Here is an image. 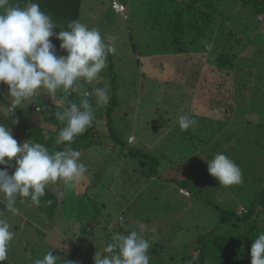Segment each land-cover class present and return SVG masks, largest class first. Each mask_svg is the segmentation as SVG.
<instances>
[{
    "label": "rangeland",
    "instance_id": "1",
    "mask_svg": "<svg viewBox=\"0 0 264 264\" xmlns=\"http://www.w3.org/2000/svg\"><path fill=\"white\" fill-rule=\"evenodd\" d=\"M114 1L122 2L126 6V12L122 14L114 11L112 7ZM163 2L165 1L83 0L78 20L89 28L99 29L105 42H108L107 37L116 38V50L111 55L113 56L112 69L117 76L116 95L121 100V106L115 112L117 129L127 147L141 148L144 151L153 152L154 155L163 154L159 176L151 174L149 166H143L138 159L132 158L126 151H118V148L113 152L110 148L103 146L85 150L80 153L79 159L86 166L87 172L80 181L68 186L58 180L46 186L58 199L53 216L50 217L43 210L41 206L45 205V202L41 199L39 205H36L31 202L30 198H18L16 207L20 209L19 215H12L7 212L4 205L0 204V210L4 212L11 225V231L15 234L11 243L18 247V251L11 253L13 259L7 257L4 264H32L34 258H42L45 251L50 249L53 252H58L59 248L71 250L82 247L84 252L85 245L80 247L78 243L75 244L78 237L83 234L82 229L86 230V236L82 238V241L91 244L93 256L96 252L104 255L103 249L107 243L111 242V237L114 234L123 232L126 235L127 230L136 228L138 231V227L142 236L143 232L145 235L151 234L152 240L160 241L165 246L164 251L161 252L163 261L161 260L162 262H157V264H178L180 253H182L179 250L188 244L187 252L197 255L198 250L194 248L195 240L202 234L212 232L220 222L219 208L214 205L221 209L229 208L244 212L245 206L241 203L251 201L254 194L260 196L261 190H257L255 186L260 189V182H263L264 179V131L257 125L248 126L247 122L243 126L234 125V130L241 134L245 133L243 134L244 141L248 143L249 149H252L251 155L245 157L242 152L238 153L234 148H230L226 154L238 166L244 162L245 165L243 164L240 169L246 185L242 182L226 187L220 185L218 180L209 174L206 162L209 159L206 158L203 150L210 148V144L206 147L202 145L193 152V161H197L196 165L191 162L190 155L184 161H177L176 156H180L178 152L191 151V144L169 140L168 135L173 129L169 126V119L176 117L179 111H183L182 115L192 114V117L196 115L197 120L202 118V111L207 110L204 107L206 95L203 90L199 89V86L203 82L206 71L205 63L210 62L214 54L217 53L215 50H210L207 53L187 50L188 52L184 53L162 55L160 52H167L173 48L171 42L167 40V31H162L157 27L160 20H155L161 19L156 13L164 8ZM173 3L176 6L178 1ZM241 12L255 19V16H252L251 11L247 8L242 9ZM256 18L262 21L264 16L260 15ZM54 23L57 26L54 33L66 30L65 25ZM259 28L264 33V24L261 23L257 29L260 30ZM50 40L55 46L57 56L66 55L65 51L59 47L61 41L57 40L55 35L50 37ZM258 42V40L253 41L256 48ZM262 50L264 51L263 46ZM259 54H262V51L258 49L242 54L243 65H249L250 59L248 58L255 60ZM256 66L258 67V64ZM258 69L259 71L256 70L254 75L255 77L260 75L264 82V60ZM104 72H106V68L91 84L81 81L80 92L89 91L90 85L93 86V89L107 86L108 98L111 97L114 94V82L112 77L105 75ZM251 75H244V77L251 80ZM177 78L180 79L182 86L177 87V83H175ZM221 82L222 88L223 86L225 88L218 91L221 96L216 97V99L220 98L216 102L220 108L224 107L226 103L224 97L226 96H233L235 104L239 101H244L242 103L244 104L245 100L250 99L251 93L248 90L241 91L233 86L234 89L230 95L226 92L227 87H230V82L225 78ZM1 83L0 104L9 107L8 86L4 83L1 85ZM58 92L53 98L50 97L53 105L66 107L69 102L68 95ZM42 96H45L44 93L38 92L31 101H25L20 107L4 109V113L0 112V123L10 128L11 134L18 144L27 140L35 142L27 135L31 127H42L54 131L62 125L54 118L55 110H53V114L43 112V108L48 106V101H44L45 99L42 101L41 99L44 98ZM34 104L36 109L33 111ZM245 107L242 108L245 109ZM207 112L214 119L217 117L216 114L221 115L217 109L207 110ZM237 117L253 121L259 119L257 112L246 110L244 115H241L239 109ZM232 132L228 134V138H231V142L236 145L237 142L240 143V139L238 140L240 135L237 137ZM131 135L135 137V142L129 144L128 138ZM256 137H259L260 141L257 142ZM220 138L218 142H221ZM224 143L227 142L224 141ZM239 143L238 146L241 149L244 148V143ZM47 148L50 151L58 150L55 142L54 147ZM216 151L212 155L219 154ZM198 155L203 161L196 159ZM11 164L13 166L7 168L9 174L15 170V158ZM5 167L0 165V168ZM197 173L203 180L206 179V182L200 183V187L204 190V192L202 190L200 199L205 200L203 196L207 191L208 196L212 198L213 205L195 201L189 196L191 195L189 192L180 190L178 179L190 175L195 176ZM173 177L176 179L168 181ZM237 187H240L239 191ZM251 187L254 190H251ZM82 192L85 195V200H87V196L92 199L93 208L97 209L96 218L102 221L93 229L88 221L95 214V209L92 214L86 210L81 215L79 201L74 200L75 196ZM239 197L242 199H238ZM129 210L131 214L127 213V218L129 216L130 220L133 219L123 229L122 223L126 219L124 212ZM152 233L157 236H152ZM34 244L42 248L32 252L31 248ZM159 247L161 248L160 245ZM62 257L64 256L62 255ZM73 262L75 263L74 260ZM88 262L94 264L93 261L88 260ZM150 264H155V262Z\"/></svg>",
    "mask_w": 264,
    "mask_h": 264
},
{
    "label": "trees",
    "instance_id": "2",
    "mask_svg": "<svg viewBox=\"0 0 264 264\" xmlns=\"http://www.w3.org/2000/svg\"><path fill=\"white\" fill-rule=\"evenodd\" d=\"M164 1V8H162V11L159 13H156V15L159 14L161 19L155 20H160L157 23V27L162 31H167V40L171 42L173 48L169 49L170 51L167 52H160L162 55L176 54L178 52L184 53L188 52L187 50H195L196 52L203 51L204 53H207L210 50H215L217 53L214 54V57L210 62L205 63L206 71L199 89L203 90L206 95L204 107L209 111L217 109L220 111L221 115L216 114L215 116L217 117L214 119L211 118L208 115L207 110H205L201 113L202 118L197 120L196 115L192 117V114H190V117L195 123L185 131H182L178 124V117L182 115L183 111H179L176 117L169 119V126L173 127L168 135L169 140H174L182 144H191V151L186 150L178 152L180 153V156H176L177 161H184V159L190 155L189 158L191 162L196 165L195 163H197V161H193V152L200 146L205 145L206 147L209 144L211 147L203 150L207 156L206 158L209 160H211V157L215 156L212 155L215 150H217L216 152L218 153H224L226 155L230 148H234L238 153L242 152L245 157H248L251 155L252 149H249L248 143L244 141L243 134L245 133L241 134L234 130V125L237 124V126H243L246 125L247 122L248 126L254 124L264 131V82L260 75L256 77L254 75L256 70L259 71L260 68L258 69V67L260 63H262V60H264V51L262 50V46L264 47V33L261 31V28H259L260 30L257 29L261 23L264 24V19L259 21L256 18L260 15L264 16V0H177L178 3L176 6H174L173 3L176 0ZM9 2L11 4H19L23 6L27 0H9ZM32 2L38 3L42 11L50 15L54 22L65 25V29L67 30L69 22L79 20L83 0H32ZM245 8L251 11L252 16H255V19L250 15L242 14L241 11ZM254 40L259 41L257 48L255 47V44L253 45ZM214 41H216V43H214ZM257 49L262 51V54H259V57L255 60L248 58L250 59V64L243 65L244 61L241 59V55L250 51H257ZM65 54L67 53L65 52ZM112 58L113 56L111 54L107 57L105 67L106 72H104V74L112 77L114 82V94L108 98L107 104L102 106H97L95 104V98L90 97L95 110V120L87 131L75 138L71 147L80 153L95 146L110 148L112 152L118 148V151H126V153L132 158L138 159L143 166H149L151 174L159 176L160 161L163 160V154L157 153V155H154L153 152L144 151V149L141 148L127 147V144L119 135L115 112H117L116 109L121 106V100H119L116 95L115 81L117 76L112 69ZM256 64H258V67ZM248 74H252L251 80L244 77V75L246 76ZM179 78H177V82H175L177 83V87L183 85L180 83ZM224 78L230 82L231 87H227L226 92L232 95L231 93L234 89L233 86H236L238 90H248V92L251 93L250 99L247 101L245 100L244 104H242L244 101H239V103L236 102L235 104V102H233V96H226L224 97L226 100L224 107L220 108V106H217L216 102L220 99H216V97L220 95L218 91L225 88V86L222 88L221 85V80ZM208 84H210V86H208ZM88 89L91 91L93 86L90 85ZM83 91H79L78 93H65L68 95L67 98L69 99L66 107L54 106L50 96L44 94L45 96H42L44 98L41 100L43 101L45 99L44 101H48V106L43 108V112L45 111L46 114H53V110H55V113L57 111L62 112L70 103H79ZM60 92L62 91H59L58 93L60 94ZM202 101L204 102V100ZM243 106H246L245 109L242 108ZM34 109H36L35 104L33 111ZM122 109L123 107L121 110ZM238 109L240 110L241 115H244L246 110H248V112H257L259 116L258 121L246 118H236ZM62 126L63 125H60V127L54 131L42 127H31V130H29L27 135L33 141L40 142L51 148V146L54 147L56 136ZM231 131H233L232 134L234 133L236 136L240 135V137H237L238 140L240 139V143L245 142L244 148L241 149L238 146L239 142H237L236 145L231 142V138H228V134L231 133ZM45 132H47V138L44 135ZM219 137H221V142H218ZM256 138L257 142L260 141V139H258L259 137ZM224 141L227 143H224ZM134 142L135 137L131 135L128 138V143L130 144ZM56 148L58 150H63L64 145L56 144ZM196 159H201L200 155H198ZM201 161L203 160L201 159ZM243 164L244 162L239 165V167ZM192 176L194 175L178 179L181 188L180 190H186L189 192V194H191L189 196L195 201L206 205H213L212 198L208 196L209 194L207 191V195L204 193L203 196L205 200L200 199L203 190L200 187V183L202 181L206 182V179L203 180V178L199 177V173L194 177ZM173 179L175 180L176 178H170L168 181H173ZM262 181L263 182H260V189L255 186L257 190H261L260 196L254 194L251 201H248V203H241L245 206L244 212H238L235 209L229 208L221 209L219 206L214 205V207L219 208L220 222L215 226L212 232L202 234L195 240L196 243L194 248L195 250H198L197 255H194L192 252H187L188 250L186 249L189 246L188 244H186L182 250H179L182 251V253H180L181 255L178 264H190V262L191 264H251V245L259 234L264 233V186H262L264 179ZM242 182L246 185L243 178ZM237 189L239 191L240 187H237ZM251 190H254V188L251 187ZM244 195L247 196V194ZM40 199L45 202V205L41 207L46 214L50 217L53 216V211L58 203L57 197L51 193L49 189L45 188V195ZM238 199L241 200L242 197H239ZM74 200L79 201L81 215H83V211L86 210L90 211L92 214L93 209H95L94 213H97V209L93 208L92 199L87 196V200H85L83 192L77 194ZM96 213L92 216L90 214L91 217L89 218L88 223L91 229L95 228L100 222H102L96 218ZM127 213L131 214L130 210L124 212L126 219L122 223L123 229L126 227L127 223L133 219L130 220L129 216L127 218ZM77 218L79 219V217ZM136 225L138 226V224ZM242 226L243 228H241ZM16 228H18V226H16ZM135 229L136 228H132L127 231L130 232ZM82 232L83 234L78 237V240L76 239L77 242L75 244L78 243L80 247L85 245L84 252L81 249L82 247L71 250L59 248L58 252H53L51 250L53 255L58 254L57 256H64L61 258L60 264H64L65 260L71 262L74 260L75 263L73 262V264H90L88 260L94 262V256L91 252L93 250L90 248L91 244L82 241V238L86 236V230L82 229ZM138 232H140L139 227ZM148 235V233L145 235L143 232V237L150 243V248L148 250L150 263L153 261L155 264H157V262L160 263L163 261L161 252L164 251L165 246L160 241L155 239L152 240L150 238L151 234ZM154 235L155 234L152 233V236ZM41 248L34 244L31 251L36 252L37 249ZM14 251H18V247H15V244L10 242L8 259H13L11 253Z\"/></svg>",
    "mask_w": 264,
    "mask_h": 264
},
{
    "label": "clouds",
    "instance_id": "3",
    "mask_svg": "<svg viewBox=\"0 0 264 264\" xmlns=\"http://www.w3.org/2000/svg\"><path fill=\"white\" fill-rule=\"evenodd\" d=\"M56 24L51 16L41 10L32 0L21 6L9 0H0V82L8 86L9 107L16 109L25 101H31L38 92L54 97L58 91L78 93L80 82L91 84L105 69L107 57L115 53V37H102L97 28H89L78 20L68 23L67 30L54 33ZM61 41L59 47L67 54L57 56L53 37ZM2 95V94H0ZM90 97L97 106L108 101L107 86L91 91L84 90L79 103H70L55 118L63 125L55 143L64 145L63 150L50 151L40 142L29 140L18 144L8 126L0 123V204L7 212L19 215L17 199L30 198L39 205L49 183L61 180L71 186L80 181L87 168L80 161V152L71 145L95 120V110ZM195 121L189 114L180 115L178 124L182 131ZM47 138V132L44 133ZM15 158V170L7 168ZM208 172L220 185L232 186L242 183L240 167L224 153L216 154L206 161ZM11 225L0 210V264L7 260L10 242L14 238ZM150 243L140 232L116 233L103 249L104 255L95 253L94 264H150ZM53 249V248H52ZM251 264H264V233L259 234L251 245ZM61 257L51 249L42 258H34L32 264H60ZM64 264H73L64 261Z\"/></svg>",
    "mask_w": 264,
    "mask_h": 264
},
{
    "label": "built area",
    "instance_id": "4",
    "mask_svg": "<svg viewBox=\"0 0 264 264\" xmlns=\"http://www.w3.org/2000/svg\"><path fill=\"white\" fill-rule=\"evenodd\" d=\"M112 7L117 13H122L123 14L127 10L126 6L124 4H122L121 2L114 1V3H112Z\"/></svg>",
    "mask_w": 264,
    "mask_h": 264
},
{
    "label": "crops",
    "instance_id": "5",
    "mask_svg": "<svg viewBox=\"0 0 264 264\" xmlns=\"http://www.w3.org/2000/svg\"><path fill=\"white\" fill-rule=\"evenodd\" d=\"M82 5V4H81Z\"/></svg>",
    "mask_w": 264,
    "mask_h": 264
}]
</instances>
